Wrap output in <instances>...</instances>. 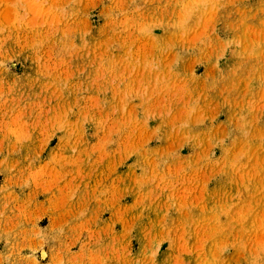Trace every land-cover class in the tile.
<instances>
[{
    "label": "rangeland",
    "instance_id": "1",
    "mask_svg": "<svg viewBox=\"0 0 264 264\" xmlns=\"http://www.w3.org/2000/svg\"><path fill=\"white\" fill-rule=\"evenodd\" d=\"M0 264H264V0H0Z\"/></svg>",
    "mask_w": 264,
    "mask_h": 264
}]
</instances>
